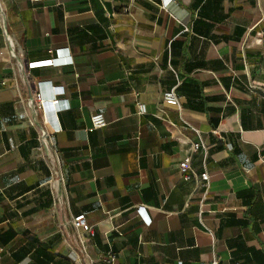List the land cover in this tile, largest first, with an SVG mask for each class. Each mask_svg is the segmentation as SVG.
<instances>
[{
    "label": "crops",
    "instance_id": "crops-1",
    "mask_svg": "<svg viewBox=\"0 0 264 264\" xmlns=\"http://www.w3.org/2000/svg\"><path fill=\"white\" fill-rule=\"evenodd\" d=\"M163 1L0 0V264H264V0Z\"/></svg>",
    "mask_w": 264,
    "mask_h": 264
},
{
    "label": "built area",
    "instance_id": "built-area-1",
    "mask_svg": "<svg viewBox=\"0 0 264 264\" xmlns=\"http://www.w3.org/2000/svg\"><path fill=\"white\" fill-rule=\"evenodd\" d=\"M36 1V0H32ZM168 1H163L162 2V7L165 8L164 4L169 2ZM166 4V5H167ZM1 14V10H0ZM185 31H189L188 29H184ZM5 33V32H4ZM5 37L7 42L10 44L9 37L5 33ZM13 55V52H11ZM51 57L45 61H39V62H32L28 64V68H34L37 66H41L43 64L49 65L51 67H56V66H63V65H70L71 61H65L62 62L55 56L53 53H50ZM26 81H28V77H24ZM60 90V89H59ZM57 89L56 93H60ZM38 95L35 96L30 94V97L28 98L26 102L27 108L33 113V116L36 117L39 112L42 113V116H44L43 112L46 111L47 109H62L63 107H58L59 106V100L55 99L53 101L47 102L44 101L40 94L37 93ZM162 102L165 105L168 106H174L177 107L179 105V101L175 92V89L172 88L169 91H166L162 94ZM137 107V114L138 115H144L146 114V109L145 106L141 103L136 104ZM90 124H91V129H100L106 126V120L104 116L101 113H95L90 117ZM190 130L198 132L193 129L192 127H189ZM37 141H38V150L40 153H46L49 159V165L52 169L56 168L58 166V161L57 158H55L53 155L51 143L49 140V134L46 131V129L43 126H39L38 133H37ZM190 150L192 152H196L198 150H202L204 153L205 161H203V170L201 173H196L191 169L190 165V158L186 157L183 159L182 162H180L178 166V170L180 175L183 177L185 181H194L195 185L198 189H202L204 191V195L208 193V190L210 188V175L207 171L206 168V156H207V147L204 146V144L199 140L198 142H194L190 146ZM142 211V209H137L136 212L139 214ZM150 224V221L148 222ZM72 226L76 231H81L83 233H86L90 237L94 236V231L93 229L87 224L84 215H77L76 217L73 218L72 220ZM103 262L104 264H118L116 262V257L113 253L112 250H108L106 254L103 257ZM213 264H217L216 262Z\"/></svg>",
    "mask_w": 264,
    "mask_h": 264
}]
</instances>
